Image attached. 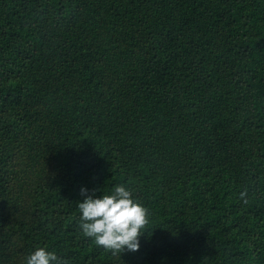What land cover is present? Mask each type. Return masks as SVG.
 Masks as SVG:
<instances>
[{"label": "trees", "instance_id": "obj_1", "mask_svg": "<svg viewBox=\"0 0 264 264\" xmlns=\"http://www.w3.org/2000/svg\"><path fill=\"white\" fill-rule=\"evenodd\" d=\"M118 184L149 212L135 252L79 227L80 187ZM41 246L264 264V0H0V264Z\"/></svg>", "mask_w": 264, "mask_h": 264}, {"label": "clouds", "instance_id": "obj_2", "mask_svg": "<svg viewBox=\"0 0 264 264\" xmlns=\"http://www.w3.org/2000/svg\"><path fill=\"white\" fill-rule=\"evenodd\" d=\"M80 193L83 198L77 207L79 227L84 236L113 253L139 249V237L146 229L149 212L134 198L129 187L118 184L107 194L97 196L88 194L89 189L81 186ZM239 197L246 203L247 189L242 190ZM24 264H69V261L41 246L26 256Z\"/></svg>", "mask_w": 264, "mask_h": 264}]
</instances>
